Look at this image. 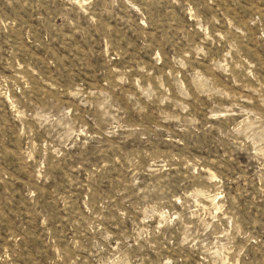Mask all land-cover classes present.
Here are the masks:
<instances>
[{"label": "rangeland", "instance_id": "1", "mask_svg": "<svg viewBox=\"0 0 264 264\" xmlns=\"http://www.w3.org/2000/svg\"><path fill=\"white\" fill-rule=\"evenodd\" d=\"M0 264H264V0H0Z\"/></svg>", "mask_w": 264, "mask_h": 264}]
</instances>
